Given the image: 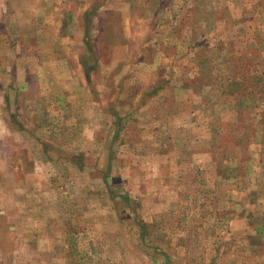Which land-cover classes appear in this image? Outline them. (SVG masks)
<instances>
[{"label":"rangeland","instance_id":"obj_1","mask_svg":"<svg viewBox=\"0 0 264 264\" xmlns=\"http://www.w3.org/2000/svg\"><path fill=\"white\" fill-rule=\"evenodd\" d=\"M0 264H264V0H0Z\"/></svg>","mask_w":264,"mask_h":264}]
</instances>
